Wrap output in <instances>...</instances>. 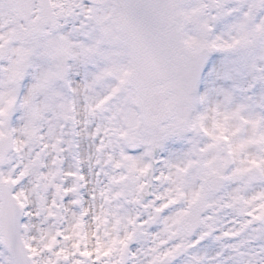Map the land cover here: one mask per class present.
I'll return each mask as SVG.
<instances>
[{"label": "snow or ice", "instance_id": "obj_1", "mask_svg": "<svg viewBox=\"0 0 264 264\" xmlns=\"http://www.w3.org/2000/svg\"><path fill=\"white\" fill-rule=\"evenodd\" d=\"M0 264H264V0H0Z\"/></svg>", "mask_w": 264, "mask_h": 264}]
</instances>
